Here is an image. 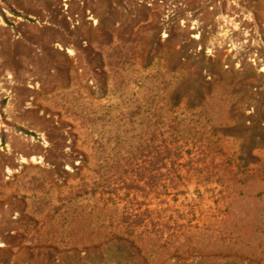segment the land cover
Here are the masks:
<instances>
[{"label":"rangeland","instance_id":"rangeland-1","mask_svg":"<svg viewBox=\"0 0 264 264\" xmlns=\"http://www.w3.org/2000/svg\"><path fill=\"white\" fill-rule=\"evenodd\" d=\"M0 264H264V0H0Z\"/></svg>","mask_w":264,"mask_h":264},{"label":"trees","instance_id":"trees-1","mask_svg":"<svg viewBox=\"0 0 264 264\" xmlns=\"http://www.w3.org/2000/svg\"><path fill=\"white\" fill-rule=\"evenodd\" d=\"M183 90L181 89H179V90H177V91H175V93H174V95H173V102L174 103H177L178 102V100H179V98L181 97V95L183 94ZM226 132H228L229 134H231V133H234V132H236V131H234V130H227ZM242 133V134H241ZM239 134H241V135H245L246 134V132H244V131H240V133ZM251 147H252V140L251 141H248L247 143H245V145L243 146V154H244V156L242 157V159H243V161L245 160V158L246 157H249L250 156V149H251ZM243 164H246V160L243 162Z\"/></svg>","mask_w":264,"mask_h":264}]
</instances>
